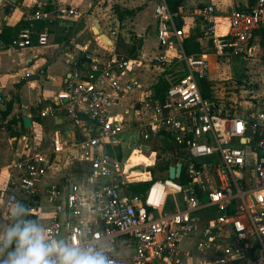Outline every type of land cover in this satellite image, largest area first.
<instances>
[{
    "label": "built area",
    "instance_id": "2783aa9c",
    "mask_svg": "<svg viewBox=\"0 0 264 264\" xmlns=\"http://www.w3.org/2000/svg\"><path fill=\"white\" fill-rule=\"evenodd\" d=\"M151 2L159 47L154 60L170 84L148 94L137 118L128 120L110 114L108 105L140 87L130 74L136 58L110 52L102 64L72 70L57 97L61 106H46L39 115L62 110L78 136L63 145L58 130L11 134L15 157L0 169V205L23 203L28 218L37 220L46 200L53 210L44 225L50 239L93 242L112 264L123 242L130 264H238L246 258L264 264V92L228 110L203 93L210 53L187 54L177 11L168 0ZM188 12L212 40V56L247 57L258 49L264 0H242L221 12L199 4ZM82 16L72 7L37 3L0 48L44 45L47 30L37 23ZM130 129L137 138L125 152L128 142L119 134ZM70 149L76 170L48 181L49 169ZM133 151L145 160L129 163ZM177 163L178 176L169 177ZM140 182L148 184L137 193L132 187ZM7 219L10 226L14 218L9 213Z\"/></svg>",
    "mask_w": 264,
    "mask_h": 264
},
{
    "label": "crops",
    "instance_id": "0c3cea01",
    "mask_svg": "<svg viewBox=\"0 0 264 264\" xmlns=\"http://www.w3.org/2000/svg\"><path fill=\"white\" fill-rule=\"evenodd\" d=\"M239 1L242 0H183L177 9V24L185 30L181 37L183 48L185 39L193 37L200 46L208 39L202 32L200 22L188 12L190 8L199 4H212L217 12H221L230 10ZM37 3L72 7L83 16L78 20L54 18L46 24L37 23V26L46 27L47 30V42L44 45L20 50L0 48V108L3 110L10 104V111L3 114L1 110L0 117L1 170L15 157L10 137L15 132L34 130L49 135L58 130L63 145L72 137L78 136V132L62 110L58 109L53 116L39 115V111L46 106H61L57 97L72 70L86 67L91 62L102 64L110 52L136 58L137 64L131 75L137 70L139 75L143 76L141 80L137 75H133L140 82V87L123 94L115 103L108 105V111L114 113L119 110V113L125 114L127 110L128 120L137 118V108L144 105L143 99L148 94L158 95L162 91L158 87V80L165 73L154 60L159 47L151 0H0V40L9 42L23 24V13ZM217 4L222 9L217 10ZM116 9L122 10L120 17ZM93 17L97 18L102 32L108 34L111 45L104 44L99 36L92 32ZM202 50L205 49L201 46V52ZM126 76L127 73L124 72L121 78ZM23 116L30 118L29 128L24 126ZM67 153L75 159V151L71 149L62 153L61 158ZM56 173L58 170L55 163L48 171V181L63 180L64 174ZM4 180L5 176L1 174L0 186ZM14 207V204H7L5 201L1 203L0 233L9 227L7 215L11 214ZM39 213L44 217L42 220L37 217V220L44 226L53 215L52 207L46 200L40 203ZM121 249L129 250L130 255L131 249L123 242L118 246L117 259ZM254 263V259L246 258L238 264ZM0 264H3L2 257Z\"/></svg>",
    "mask_w": 264,
    "mask_h": 264
},
{
    "label": "rangeland",
    "instance_id": "374dc122",
    "mask_svg": "<svg viewBox=\"0 0 264 264\" xmlns=\"http://www.w3.org/2000/svg\"><path fill=\"white\" fill-rule=\"evenodd\" d=\"M216 6L217 10L222 9L219 4ZM201 46L205 49L202 50V52L204 51L211 54H209L210 57L208 58L209 78L203 82L202 89L206 88L209 94L221 100L226 110L238 106L240 107V105L246 106L253 101L254 98L264 92V63L258 57V50L252 52V54L247 57L236 55L230 58H223L222 56H212L214 53V46L211 39H206ZM133 75H137L136 77H139L141 80L143 79V76L139 75L137 70L133 72ZM117 111L118 113L109 112L115 117L127 118L126 114L119 113V110ZM119 136L123 137V139L128 142L124 146L125 152H128L131 143L137 138L136 131L130 129L119 134ZM75 165L76 161L74 157L67 153L56 163V168L58 170L56 174L73 172L76 170ZM138 168L142 169L143 167L139 166ZM43 217L44 216L40 215V213L38 214V218L41 220ZM121 250L122 251L117 254L119 260L115 258V264H117V261L119 264H130L128 259L130 251ZM187 264H191V261L188 260Z\"/></svg>",
    "mask_w": 264,
    "mask_h": 264
},
{
    "label": "clouds",
    "instance_id": "9594fccd",
    "mask_svg": "<svg viewBox=\"0 0 264 264\" xmlns=\"http://www.w3.org/2000/svg\"><path fill=\"white\" fill-rule=\"evenodd\" d=\"M11 215L13 223L0 233L3 264H112L93 242L50 239L38 220L28 218L29 210L23 203L16 202Z\"/></svg>",
    "mask_w": 264,
    "mask_h": 264
},
{
    "label": "trees",
    "instance_id": "16d2710c",
    "mask_svg": "<svg viewBox=\"0 0 264 264\" xmlns=\"http://www.w3.org/2000/svg\"><path fill=\"white\" fill-rule=\"evenodd\" d=\"M168 1H169V4L171 5L172 10L176 12L183 0H168ZM116 12H117V15L120 17L122 10L116 9ZM256 37L258 39V49H257L258 50V57L264 63V26H261L256 31ZM183 45H184V48H185V51L187 54H190V53L195 54V53L201 52V48L198 45V42L193 40V37L183 40ZM158 81H159L158 87L162 91L170 84V82L165 79V74L162 75ZM203 82H205V81H203ZM203 82H202V84H203ZM205 91H206V88L203 89V93H205ZM9 111H10V104H7L6 107L2 110V113L6 114ZM147 184H148V182L135 183L133 185L132 189L138 193V192L142 191L147 186Z\"/></svg>",
    "mask_w": 264,
    "mask_h": 264
},
{
    "label": "water",
    "instance_id": "95a60500",
    "mask_svg": "<svg viewBox=\"0 0 264 264\" xmlns=\"http://www.w3.org/2000/svg\"><path fill=\"white\" fill-rule=\"evenodd\" d=\"M91 30L94 34H97L99 38L102 40V42L106 45H111V40L108 37L107 33L102 32V30L99 28L98 20L96 17H93L92 19V27ZM23 124L25 127L29 128L31 126V120L28 116L22 117ZM141 148L147 149V146L142 145ZM180 171V163H177L175 166L169 167V177L178 176Z\"/></svg>",
    "mask_w": 264,
    "mask_h": 264
},
{
    "label": "bare ground",
    "instance_id": "6f19581e",
    "mask_svg": "<svg viewBox=\"0 0 264 264\" xmlns=\"http://www.w3.org/2000/svg\"><path fill=\"white\" fill-rule=\"evenodd\" d=\"M209 57L210 56H207V58H209ZM138 160H145V156L144 155H140L137 151H133L130 154V156H129V163H134V162H136ZM141 174H143V176H146V174L144 172H142Z\"/></svg>",
    "mask_w": 264,
    "mask_h": 264
}]
</instances>
